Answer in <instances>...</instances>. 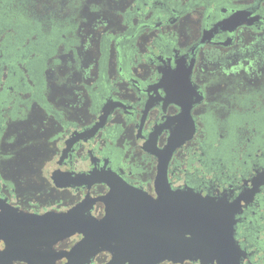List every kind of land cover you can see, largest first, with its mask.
<instances>
[{
  "label": "flooded vegetation",
  "instance_id": "obj_1",
  "mask_svg": "<svg viewBox=\"0 0 264 264\" xmlns=\"http://www.w3.org/2000/svg\"><path fill=\"white\" fill-rule=\"evenodd\" d=\"M84 5L69 0L59 12L35 0H0V213L5 222H18L5 232L17 236L11 241L24 251L0 264H28L29 258L66 264L82 235L49 244L26 236L31 218L63 214L86 201L101 219L100 197L110 191L104 180L156 199L158 179L172 193L190 188L240 204L234 216L239 264H264V73L255 84L228 79L222 94L211 93L208 78L224 77L212 73L211 56L235 49L242 32L264 33V0H132L113 14L120 31L101 35L95 77L78 84L69 105ZM192 13L196 18L183 22ZM67 53L74 59L63 62ZM59 66L65 93L52 94L44 76ZM190 126L191 138L171 148L173 134L184 137ZM11 127L17 130L8 133ZM16 165L15 180L10 166ZM144 248L137 246L134 257ZM121 251L113 244V253ZM112 252L85 251L71 264H109Z\"/></svg>",
  "mask_w": 264,
  "mask_h": 264
},
{
  "label": "water",
  "instance_id": "obj_2",
  "mask_svg": "<svg viewBox=\"0 0 264 264\" xmlns=\"http://www.w3.org/2000/svg\"><path fill=\"white\" fill-rule=\"evenodd\" d=\"M238 14H242V18L249 15L247 12ZM241 19H237L234 25H238ZM95 130L93 128V133ZM192 134L191 126L184 137L173 134L171 148L179 146ZM83 175L88 178L91 173ZM104 181L110 191L100 197L105 204V215L101 219L93 217L83 201L63 214L47 213L31 218L30 232L26 236L46 238L50 240L49 244H53L72 234H81V240L67 255L66 264H71L76 255L85 251L90 256L100 250L112 252L113 244L123 251L121 255L112 252L114 256L109 264L127 259L144 261L145 264L160 260L177 264L184 260L199 264H239L241 251L234 238V216L240 204H229L224 198L211 197L190 188L172 193L165 181L159 179L155 182L156 199L121 181L119 184ZM3 214L0 213V240H4L5 248L0 251V260L15 257L18 250L24 252L11 241L17 236L5 232L18 229V222H5L1 218ZM140 244L145 248L135 258V248ZM27 262L33 263L30 258ZM85 262L90 264L88 259Z\"/></svg>",
  "mask_w": 264,
  "mask_h": 264
},
{
  "label": "rangeland",
  "instance_id": "obj_3",
  "mask_svg": "<svg viewBox=\"0 0 264 264\" xmlns=\"http://www.w3.org/2000/svg\"><path fill=\"white\" fill-rule=\"evenodd\" d=\"M35 1L37 4L41 3L42 5L53 7L59 12H62L69 2V0ZM131 1L132 0H84L85 5L81 8L78 14L79 20H81L77 28L78 44L74 48L77 51L79 63L78 67L73 66L69 71L71 83V86H69L67 91L69 94L68 98H70L69 105L72 104V101L77 99L78 91L76 90V87L78 84L83 80L87 83H91L95 77V70L93 69L94 61L99 55L97 49L101 35L103 33H117L120 31V28L116 26L118 18L113 14L131 3ZM86 5H94L97 8L91 10ZM9 13L10 15L17 16L18 13L21 12L12 10ZM195 18L196 14L192 13L188 15L183 22L186 20V22L190 23ZM72 58L74 59L71 53L62 55L63 62ZM210 62L213 65L212 73L214 69L224 76L217 79L214 78L213 75L208 76V78H211L210 82L212 84V89L210 91L212 94H222L223 89L226 88L224 83L228 79L232 80V82H235L236 79H240L243 84H255L258 75L264 73V33H240L239 43L235 49L229 50L222 57L211 56ZM62 71L64 72V67L59 66L56 73L53 74L51 71L47 72L44 76L52 94L65 93L62 80L63 77L65 78V74H62ZM53 75L57 76L54 78ZM56 80H62V82L57 84ZM242 82H240V84ZM79 98L82 99L81 97ZM217 99H219L218 96ZM16 130V127H11L8 133H13ZM30 152L31 151H29V153ZM31 154L34 155L33 151ZM17 156H21V154L17 153ZM10 167L11 178L16 180L19 173L17 172L18 166Z\"/></svg>",
  "mask_w": 264,
  "mask_h": 264
},
{
  "label": "trees",
  "instance_id": "obj_4",
  "mask_svg": "<svg viewBox=\"0 0 264 264\" xmlns=\"http://www.w3.org/2000/svg\"><path fill=\"white\" fill-rule=\"evenodd\" d=\"M1 1H6V0H1ZM7 1H11V0H7Z\"/></svg>",
  "mask_w": 264,
  "mask_h": 264
},
{
  "label": "snow or ice",
  "instance_id": "obj_5",
  "mask_svg": "<svg viewBox=\"0 0 264 264\" xmlns=\"http://www.w3.org/2000/svg\"><path fill=\"white\" fill-rule=\"evenodd\" d=\"M190 239V237H188Z\"/></svg>",
  "mask_w": 264,
  "mask_h": 264
}]
</instances>
